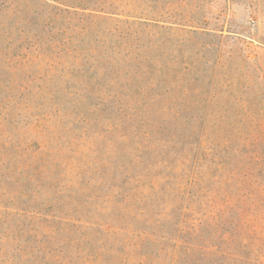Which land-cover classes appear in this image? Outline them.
Listing matches in <instances>:
<instances>
[{"label":"trees","instance_id":"obj_1","mask_svg":"<svg viewBox=\"0 0 264 264\" xmlns=\"http://www.w3.org/2000/svg\"><path fill=\"white\" fill-rule=\"evenodd\" d=\"M12 1L0 0V6L13 19L8 33L19 42L16 47L33 41L40 51L48 44L59 54L73 52L75 75L67 79L68 87L86 68L89 95L97 100L93 105L110 109L111 119L99 133L107 140L103 149H110L107 157L105 150L92 148L65 156L45 145L33 151L19 140L15 149L8 131L12 120L4 114L0 264H264V131H163L165 118L140 131L135 114L140 105L131 100L130 88L105 95L93 84L113 61L137 66L133 79L152 80L155 61L139 50L136 30L127 29L131 41L125 43L114 41L117 28L86 43L89 24L72 30L51 26L59 16L51 12L50 21L35 25L28 15L11 11ZM51 1L78 17L136 16V9L116 0H41L55 7ZM1 50H6L0 52L5 69L26 56ZM119 64L113 68L119 70ZM4 90L14 101L15 88L0 86V94ZM123 95L131 99L124 101ZM146 96L156 100L154 92ZM55 106L57 113L62 105ZM24 109L18 108L20 115Z\"/></svg>","mask_w":264,"mask_h":264},{"label":"rangeland","instance_id":"obj_2","mask_svg":"<svg viewBox=\"0 0 264 264\" xmlns=\"http://www.w3.org/2000/svg\"><path fill=\"white\" fill-rule=\"evenodd\" d=\"M12 2L11 11L28 15L35 25L50 21L51 12L59 13L51 26L72 30L89 24L84 34L86 43L103 32L112 33L114 28L119 29L118 34L114 31V41L125 43L131 41L127 29L136 30L139 50L148 52L155 61L152 80L147 75L133 79L136 65L134 69L124 61H113L100 73V82L93 84L105 95L116 94L122 86L130 88L133 99L121 97L140 105L135 113L140 131H150V123L164 118L169 122L163 131H264V0H116L125 9H136V16L102 12V18L67 13L64 9L70 7L56 1L51 2L62 11L41 0ZM12 22L11 15L0 6V52L8 48L10 54L26 53L8 69L0 64V86L15 88L14 101L10 96L5 98L8 90L0 94V120L5 113L10 115L8 131L14 134L15 149L19 140L27 141L33 151L45 145L65 156L75 148L102 150L107 140L99 133L111 119L110 109L93 105L97 100L89 95L86 68L76 77L78 82L68 87L67 79L75 75L74 53L59 54L48 44L40 51L33 41L19 49V42L8 33ZM117 64L121 65L119 70L113 68ZM140 90L146 93L141 95ZM153 92L156 100L146 96ZM70 100L73 102L68 103ZM55 103L62 105L57 113L56 106L52 108ZM18 108H25L21 115ZM116 121L121 124L119 116ZM6 138L0 135L4 148ZM108 148L103 149L107 151L103 157L108 156ZM70 160L76 162L75 158Z\"/></svg>","mask_w":264,"mask_h":264}]
</instances>
